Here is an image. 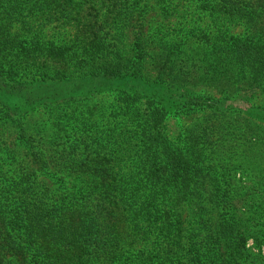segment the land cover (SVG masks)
Listing matches in <instances>:
<instances>
[{
    "label": "trees",
    "instance_id": "trees-1",
    "mask_svg": "<svg viewBox=\"0 0 264 264\" xmlns=\"http://www.w3.org/2000/svg\"><path fill=\"white\" fill-rule=\"evenodd\" d=\"M228 1V9L212 4L210 14L231 15L255 31L238 38L236 48L238 58L245 57L244 65L252 67L243 78L250 83L258 74L262 81L264 34L259 37L258 30L264 0ZM84 2L0 0V97L7 119L21 120L60 97L86 99L102 88L119 86L124 94L117 111H108L112 128L91 127L104 138L113 133L116 157L90 159L92 145L69 148L71 156L87 155L66 165L68 176L82 180L76 190L69 189L67 177L57 176L58 188L50 185L46 177H54L52 162L43 159L41 149L33 151L30 162L20 163L13 149L0 146L9 159L0 162V264H264V151L255 150L264 141V101L245 112L250 119H216L221 130L216 140L217 128L202 126L218 115L205 112L188 139L173 143L165 133L167 113L189 114L204 110L206 103L195 92L181 96L167 85L153 91V81L144 79L150 51L140 31L132 25L126 31L127 37L133 35L127 50L99 34L96 17L86 26L76 24L82 38L47 40L31 29L35 17L44 24L72 25L74 9ZM16 24L26 34L13 32ZM56 62L64 71L54 67ZM143 97L149 99L146 110ZM210 104L223 106L216 99ZM100 117L105 123V114ZM257 122L261 132L254 129ZM241 125L250 135L236 133ZM126 155L131 157L127 161L121 158ZM53 166L57 169V162ZM250 240L258 251L249 247Z\"/></svg>",
    "mask_w": 264,
    "mask_h": 264
},
{
    "label": "rangeland",
    "instance_id": "rangeland-1",
    "mask_svg": "<svg viewBox=\"0 0 264 264\" xmlns=\"http://www.w3.org/2000/svg\"><path fill=\"white\" fill-rule=\"evenodd\" d=\"M103 2L106 4L104 7ZM212 4L223 9L231 6L228 0H214V2H203L202 0H86L81 7L84 9L83 12L81 9H74L75 21L72 25H66L63 21L62 23L44 24L37 17L32 18L30 22L34 26L31 29L41 31L47 40L64 36L70 39L73 34L76 38L83 37L77 33L76 24L81 23V26L84 23L86 26L97 18L100 21L99 34L105 33L106 39H110L111 42L116 41L119 46L125 45L127 50L132 48L133 35L127 37L126 31H131L132 27L133 30L140 31L144 44L150 51L143 65V73L146 75L144 79L147 83H150L149 79L153 81L151 84L153 91L156 87L167 85L177 89V94L181 96L182 94L192 95L195 92L206 103L204 104L206 111L205 109L190 111L185 115L175 111L168 112L164 125L169 139L173 143L183 142L179 139H188V133L195 124L200 122V118L206 112L218 115L208 125L202 126L217 128V133L212 137L216 140L221 131L220 126L215 123L216 119L217 121L223 119V122L236 121V117L250 119L247 118L245 112H249L253 106L263 104L264 79L259 80L260 75L258 74H256L258 79L250 83L243 78L244 75H249V69L252 67L250 64L244 65L245 57L238 58L236 48L239 44H237L238 38L251 36L255 31L247 28L242 20L231 18V15H211V10L208 8ZM101 9L106 12L105 15L103 12L102 15L98 13ZM113 24L116 25L115 28L118 25V28L109 29L108 26H113ZM262 27L258 30L259 37L264 34V21ZM12 31L21 35L26 34L21 24H16ZM121 32H123L122 35H120ZM209 41L215 44L211 45ZM54 67L59 71H64L60 62H56ZM100 84L104 85L99 83V86ZM118 87L110 90L102 88L100 93H95L86 99L84 96L69 99L60 97L55 103L38 105L21 120H14V122L4 116L1 109L3 99L0 97V146L13 149L16 152V160L20 163L30 162L33 157H36L33 151L41 149L44 154L43 159L52 162L50 167L54 177H46L50 185L58 188L55 180L57 176L67 177L69 189L76 190L77 187L83 185L82 180L75 177L73 173L68 176L69 170L66 165L71 162L78 164L87 155L81 152L83 155L71 156L69 152L71 146L92 145L90 159L116 157L111 147L115 145L113 133L111 132L109 137L104 138L98 136L91 127H98L100 131L112 128L108 111L110 113L117 111V105L119 106L124 101V94L117 90ZM207 97L219 100L222 105L226 101L225 106L217 107L215 104L211 106L212 99L206 100ZM141 105L146 110L150 106L149 99L143 97ZM231 107L233 108L230 110ZM239 110L242 111L240 115H237ZM104 114L105 123L100 117ZM121 129L125 132L128 126L121 127ZM254 129L257 132L263 130L260 128V122H257ZM235 130L239 135H250L251 133L249 130L246 131L244 125L236 127ZM204 138L205 143L210 142L207 137L204 136ZM135 142V140L132 141L133 144ZM120 147L119 155L125 152V143ZM245 147L247 143L243 145V150L246 151ZM255 150L264 151L263 140L255 145ZM121 158L127 161L131 157L126 155ZM208 158L213 162L214 156ZM0 162L3 164L9 162L7 153L1 150ZM56 162L57 169L53 166ZM248 243L249 247L258 251L254 248L257 245L253 240Z\"/></svg>",
    "mask_w": 264,
    "mask_h": 264
}]
</instances>
